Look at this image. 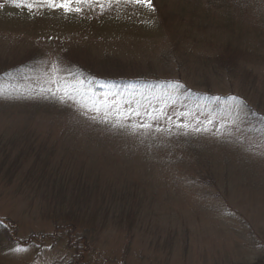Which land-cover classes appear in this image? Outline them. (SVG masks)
Wrapping results in <instances>:
<instances>
[{"label":"rangeland","instance_id":"rangeland-1","mask_svg":"<svg viewBox=\"0 0 264 264\" xmlns=\"http://www.w3.org/2000/svg\"><path fill=\"white\" fill-rule=\"evenodd\" d=\"M10 2L22 0H0V70L32 59L37 67L22 81L0 78V219L18 241L0 234V264H63L67 241L47 189L64 183L71 193L79 181L91 194L75 204L98 209L84 264H264V137L249 120L253 111L264 115V0H152L128 26L100 22L105 2L78 5L104 24L101 31L42 20L48 7L41 6L29 21ZM228 45L240 61L224 81L206 58ZM119 62L237 101L99 92L90 105L78 95L82 80L67 73L82 65L116 70ZM141 122L152 128L133 129ZM39 158L46 164L34 168L44 175L35 178L43 185L22 184Z\"/></svg>","mask_w":264,"mask_h":264},{"label":"trees","instance_id":"trees-1","mask_svg":"<svg viewBox=\"0 0 264 264\" xmlns=\"http://www.w3.org/2000/svg\"><path fill=\"white\" fill-rule=\"evenodd\" d=\"M93 1L100 3L105 2V0ZM11 2L10 5H12L14 8L18 10L23 9V11L25 10L24 12H26V14L29 13L28 17H26L29 21L39 18L36 12V8L40 6L38 2H32V0H22V3H34L36 7H34L32 10H29L23 6L22 8L20 6H17L20 5V3L18 2ZM111 3H115L118 8V12L116 13V15H113L112 12L117 8L111 11L106 9L105 7V5H109ZM241 4L246 5L248 4V2L246 1L245 3ZM142 7L143 6L139 4L129 2V0H118V2L117 0H107L103 5L104 16L103 18H101L100 22L106 20L109 22H113L118 26L131 25L133 22L132 15L140 13ZM53 12L56 11L54 9L47 8L45 11H42L40 13V17L42 20H54L60 25H63L64 23L68 30H70L71 28L76 29L77 27H81V29L84 31H88L91 29L96 30L97 27L99 31L104 29V22L97 23V21H94L93 18L85 16L82 12H72L69 14L64 11L63 15L60 18L54 17L55 13ZM262 19L264 21V17H262ZM237 50L239 49L232 48L230 45H228L225 48L224 52L222 51V53L216 56L214 59L210 57L206 58L208 67H212V69L210 70L212 71V73L220 76L221 78L218 77L220 78V80L222 79L226 81L229 76H224V74L236 71L239 65L238 61H240V52ZM36 60L39 61V57L36 58ZM11 62L12 64L9 65L11 67L8 66L7 68L0 70V78H6L12 81H22L26 79L30 75V73L33 72L37 67V63H35L34 59L23 62ZM126 67L127 68H125L121 62H119L114 67L116 68V70L109 69L104 72H95L94 69H86L83 65L77 68H72V66H69V70L67 71V73L71 79L80 78L82 80L83 87L81 90H79L78 95L82 96L84 100L87 101L90 105L93 103V100L99 92L136 94L143 91H150L157 94H163L164 96L168 97L174 96V100L184 99L185 101L189 100L192 103L204 102L206 104H215L217 103V101H230L229 97L231 95H219V100H216V96L210 89L205 93H202L200 91H196L194 88H189L188 85L183 83L181 80L161 77L159 75L146 74L140 71H134L128 65ZM174 85H179L178 90L173 87ZM244 109L248 110V107L244 105ZM249 118V120H251V122L255 126L260 128L261 135L264 137V115L253 111ZM252 120H254V122ZM37 155L40 156L39 153ZM40 163L42 165H45V159L39 158L33 163L31 169H29L25 173L22 184H26L33 188H38L43 185L45 178L43 181H41V179L35 178L36 176L43 177L44 175L43 173L38 174L35 169L36 165ZM14 167H17L16 164L12 165V169ZM44 168L45 166H41L39 170L43 171ZM79 183H77L76 187L74 188V190H72L71 193L63 191L64 183H61L60 186H58V184H55L52 186V188L47 189V195H49L48 198L54 203V205L51 206L52 210H55V212L60 211L61 214L59 217L54 218V222L57 226V232L64 235L67 241L68 253L66 255V258L64 259L63 264H84L85 254L90 251L89 246H92L90 242L86 241V239H92L94 241L93 233H95L97 230L96 226L93 224L95 221L94 217H96L98 209H95L93 207L91 208L90 206H79L75 204L80 200L88 201V199L90 198L89 195L91 194L90 188L88 191H86L85 189H82V186H80ZM68 194H71L70 196L73 198L74 204H72L70 208L67 209L66 207L65 209L64 197L68 196ZM119 208H122V206H120ZM107 212H111V207H107L106 213ZM76 213L86 216L84 217L85 219H83L85 221L81 222L82 219L80 217H74V214ZM8 224L0 219V234L3 235L5 239L10 240V243L15 246L18 244V241L14 235L15 230L13 233ZM78 230L80 232H78ZM50 237H54V235Z\"/></svg>","mask_w":264,"mask_h":264},{"label":"snow or ice","instance_id":"snow-or-ice-1","mask_svg":"<svg viewBox=\"0 0 264 264\" xmlns=\"http://www.w3.org/2000/svg\"><path fill=\"white\" fill-rule=\"evenodd\" d=\"M118 2V0H117ZM129 2L132 3H136L142 6H146L148 8H153L152 5V0H129ZM90 0H41V7H48L50 9H62L64 10L66 13H72V12H76V13H81L83 11V8L78 6V5H86L89 4ZM17 6H23L26 7L29 10H32L34 7H36V5L34 3H22L20 5ZM101 8L103 7V5H99ZM154 10V9H153ZM59 72V67L57 65L53 66V73H58ZM51 83L55 84L57 83V81L55 79L51 80ZM175 89L178 90L179 85H174L173 86ZM59 90V89H58ZM47 91L52 92V89L49 88L47 89ZM53 95H55V93H53ZM63 96H68L69 98H71L70 93L65 89L63 91ZM216 100H219V97H215ZM230 100H232L233 102L237 101L236 97H229ZM112 107H116V105L113 103ZM236 107H241V105L239 103L236 104ZM95 111L99 112L100 111V106L95 107ZM125 111H128L130 113H132V115L135 116H140L141 113L138 110V108H127L125 109ZM162 111V110H161ZM107 110L105 111V116L107 117ZM117 114L119 116H121V118L123 119H128V117L123 116V113L120 112L119 108H117ZM148 115L151 116V113H147ZM180 115H184V113H181ZM153 120L158 119V117H151ZM170 119V118H169ZM209 123H212L211 120H209ZM184 128H187L188 125L187 124H183L181 125ZM135 128H143L145 130H150L152 128V124L147 123V122H141L137 125H133V129ZM197 131H199L200 129H196ZM15 251L17 252H24L27 251L26 249L20 248V249H16Z\"/></svg>","mask_w":264,"mask_h":264}]
</instances>
